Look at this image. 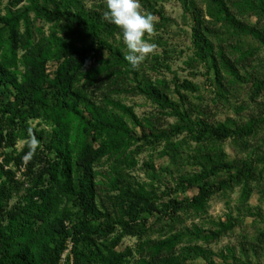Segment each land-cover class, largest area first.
<instances>
[{
    "label": "trees",
    "instance_id": "1",
    "mask_svg": "<svg viewBox=\"0 0 264 264\" xmlns=\"http://www.w3.org/2000/svg\"><path fill=\"white\" fill-rule=\"evenodd\" d=\"M8 3L6 12L0 14V264H59L71 237L74 264H131L133 250L116 247L131 234L132 223L139 220L141 213L173 215L176 209L204 212L211 196L233 185H241L242 199L248 197L245 163L236 166L218 148L204 151L195 161L200 164L199 171L179 176L177 184L182 191L198 189L192 197L171 199L163 210L154 190L145 183L132 185L112 168L107 172V182L101 183L117 192L115 197L123 202L122 215L115 216L101 206L97 191L100 172L96 166L102 159H122L132 167L137 163L133 156L140 147L137 144L143 140L170 145L174 135L187 133L200 145L212 140L222 142L254 134L261 119L252 117L246 124L236 125L230 119L211 124L194 118L183 106L182 91L176 89L179 100L173 99L165 79L143 78L131 88L113 90L144 95L160 112L175 117L176 121L166 128L156 127L150 117L140 118L132 106L119 99L105 98L103 105L99 104L87 94V87L78 86L81 81L94 86L104 76L118 80L139 75L138 67L132 68L124 59L125 46L116 38L119 27L105 21L103 12L86 7L81 0ZM205 3L210 21L231 35H251L264 43L263 32L239 18L264 16V0ZM155 12L165 19L159 10ZM193 15L192 42L197 59L213 69L217 80L226 72L236 82L240 74L222 48L215 51L216 45L208 34L212 30L203 24L199 12ZM41 22L51 24L49 32L38 25ZM249 53L244 51L241 57ZM182 86L196 89L189 80ZM35 120L38 122L33 126ZM41 124L45 126L40 129ZM33 140L37 142L34 152L29 147ZM19 141H24L21 150L16 147ZM136 145L137 149L132 150ZM22 164L32 175V186L12 203L21 188L12 167ZM234 169L237 173L219 184L211 181ZM211 223L210 228L193 223L167 236L140 242L138 258L133 263L189 264L183 258L186 255L219 264L209 262L216 252L204 244L232 231L236 219L228 214L226 221ZM263 233L260 239L264 241ZM109 237L107 242L102 240ZM256 248L254 244L241 247L239 257L232 246L226 247L227 254L221 253L246 264L249 252L256 254Z\"/></svg>",
    "mask_w": 264,
    "mask_h": 264
},
{
    "label": "rangeland",
    "instance_id": "2",
    "mask_svg": "<svg viewBox=\"0 0 264 264\" xmlns=\"http://www.w3.org/2000/svg\"><path fill=\"white\" fill-rule=\"evenodd\" d=\"M86 7L105 11L106 0H81ZM141 0V10L151 13L155 18V31L151 36H146L155 43L154 52L138 66L139 75L136 78L118 79L104 76L94 86L82 84L87 94L96 102L103 105L105 98L119 99L126 105L132 106L140 118L150 117L156 127L162 129L175 122V117L167 116L160 112L158 107L147 97L137 92L125 91L115 92V88H131L137 81L143 78L165 79L171 86L170 96L179 100L176 89L184 94L183 106L194 118L216 124L218 122L230 121L236 125L246 124L250 118H260V124L256 126L255 133L241 138L231 137L225 141H206L200 145L187 133L174 135L172 144L165 142L153 143L147 139L141 141L137 152L133 154L137 163L128 166L122 159L104 158L97 164L100 172L97 176L98 202L115 216L122 215L120 212L123 202L115 197L117 192H112L101 183L107 182V172L115 168L120 172L127 182L132 185L145 183L149 189L154 190L159 196L158 203L163 210L170 204L171 199H183L197 194L196 187H190L182 191L177 182L179 176L184 173H192L200 170V160L204 151L222 148L227 155L226 160L241 167L244 163L246 170L243 174L248 175L249 194L242 199L241 185H233L231 188L220 189L209 199L204 212L176 209L173 215L165 212L147 215L141 213L139 220L132 223L131 234L123 237L116 247L117 250L132 249L131 264L138 258L137 247L146 239H158L170 233L198 223L204 228L212 227L211 220H227V215L232 214L236 219V225L232 231L222 235L219 239L204 244L212 248L216 255L209 262L219 264H242L241 262L225 258L221 252L227 254L226 247L235 248L237 257L241 254V247L256 245L257 253L250 251L246 264H264V241L260 239L261 231L264 232V43L251 35L236 37L224 30L219 25L210 21L205 14V0ZM193 4V7H191ZM8 0H2L0 14L6 12ZM15 10V8L13 7ZM155 10H159L165 19L161 18ZM199 12L204 25L212 32L208 33L215 43V51L220 48L228 55L231 63L240 74L236 82L231 80L226 72L222 78L217 80L213 69L206 62L197 59L192 42L195 17ZM244 22L255 25L264 34V16L250 15L239 16ZM49 32L51 24L38 23ZM117 40L123 43L122 31L119 28L116 34ZM125 46V45H124ZM236 46V49L233 47ZM125 51H127L125 46ZM249 51L245 57L242 52ZM105 55V54H104ZM224 71V70H223ZM185 80L191 81L195 91L185 89L182 84ZM260 84V87L258 86ZM38 120L32 122L36 126ZM41 124L38 128H43ZM140 131L139 129H137ZM178 144L179 147L174 145ZM137 145L132 150L137 149ZM24 146V141L16 145L18 150ZM51 155V154H50ZM244 162V163H243ZM16 172V179L20 181V192L12 199L16 202L21 193L28 191L32 186V175L29 174L22 164L20 167H12ZM37 168H39L37 166ZM250 168V173H248ZM237 173L234 169L231 173H221L211 179L215 184L223 179ZM244 200V201H242ZM76 204L72 203L71 206ZM76 209V208H75ZM124 216V214H123ZM69 224L71 220H67ZM264 234V233H263ZM102 239L107 242L110 240ZM179 248L177 252H179ZM189 264H207L204 259H192L183 257Z\"/></svg>",
    "mask_w": 264,
    "mask_h": 264
},
{
    "label": "clouds",
    "instance_id": "3",
    "mask_svg": "<svg viewBox=\"0 0 264 264\" xmlns=\"http://www.w3.org/2000/svg\"><path fill=\"white\" fill-rule=\"evenodd\" d=\"M141 8V0H106V9L102 13L105 21L122 31L123 44L127 49L124 59L132 68H137L156 48L155 43L146 38L155 31V18ZM36 146L35 140L29 145L33 152Z\"/></svg>",
    "mask_w": 264,
    "mask_h": 264
},
{
    "label": "built area",
    "instance_id": "4",
    "mask_svg": "<svg viewBox=\"0 0 264 264\" xmlns=\"http://www.w3.org/2000/svg\"><path fill=\"white\" fill-rule=\"evenodd\" d=\"M73 248H74V241L71 237L66 242V247L61 255L59 264H74Z\"/></svg>",
    "mask_w": 264,
    "mask_h": 264
}]
</instances>
